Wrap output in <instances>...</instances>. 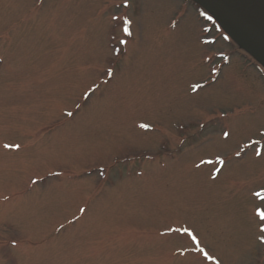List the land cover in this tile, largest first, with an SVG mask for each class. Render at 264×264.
I'll use <instances>...</instances> for the list:
<instances>
[{
  "label": "rangeland",
  "instance_id": "rangeland-1",
  "mask_svg": "<svg viewBox=\"0 0 264 264\" xmlns=\"http://www.w3.org/2000/svg\"><path fill=\"white\" fill-rule=\"evenodd\" d=\"M258 62L191 0H0V264H264Z\"/></svg>",
  "mask_w": 264,
  "mask_h": 264
},
{
  "label": "water",
  "instance_id": "water-1",
  "mask_svg": "<svg viewBox=\"0 0 264 264\" xmlns=\"http://www.w3.org/2000/svg\"><path fill=\"white\" fill-rule=\"evenodd\" d=\"M264 64V0H196Z\"/></svg>",
  "mask_w": 264,
  "mask_h": 264
},
{
  "label": "snow or ice",
  "instance_id": "snow-or-ice-1",
  "mask_svg": "<svg viewBox=\"0 0 264 264\" xmlns=\"http://www.w3.org/2000/svg\"><path fill=\"white\" fill-rule=\"evenodd\" d=\"M227 135H228V133H225V136H227ZM5 147H8V146L6 145ZM257 155H259V153H257ZM258 215L261 217V219H264V212H258ZM189 235H190V233H189ZM201 251H203V249H201Z\"/></svg>",
  "mask_w": 264,
  "mask_h": 264
}]
</instances>
